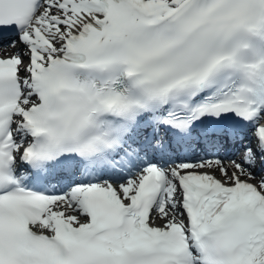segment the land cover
<instances>
[{
    "label": "snow or ice",
    "instance_id": "6c2138e0",
    "mask_svg": "<svg viewBox=\"0 0 264 264\" xmlns=\"http://www.w3.org/2000/svg\"><path fill=\"white\" fill-rule=\"evenodd\" d=\"M0 40V264H264V0H0Z\"/></svg>",
    "mask_w": 264,
    "mask_h": 264
},
{
    "label": "bare ground",
    "instance_id": "6f19581e",
    "mask_svg": "<svg viewBox=\"0 0 264 264\" xmlns=\"http://www.w3.org/2000/svg\"><path fill=\"white\" fill-rule=\"evenodd\" d=\"M4 43H6V42H0V45H2V44H4ZM12 49H7V50H0V56H1V54H4V55H10L11 53H12Z\"/></svg>",
    "mask_w": 264,
    "mask_h": 264
}]
</instances>
